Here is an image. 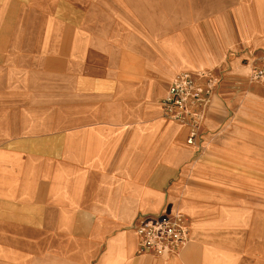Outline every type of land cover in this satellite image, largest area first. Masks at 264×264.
Wrapping results in <instances>:
<instances>
[{
    "label": "crops",
    "instance_id": "1",
    "mask_svg": "<svg viewBox=\"0 0 264 264\" xmlns=\"http://www.w3.org/2000/svg\"><path fill=\"white\" fill-rule=\"evenodd\" d=\"M264 0H0V264H264ZM214 79L196 142L162 115ZM190 241L138 254L136 224Z\"/></svg>",
    "mask_w": 264,
    "mask_h": 264
},
{
    "label": "built area",
    "instance_id": "2",
    "mask_svg": "<svg viewBox=\"0 0 264 264\" xmlns=\"http://www.w3.org/2000/svg\"><path fill=\"white\" fill-rule=\"evenodd\" d=\"M200 76L207 79L206 87L198 84L191 73L178 74L160 102L162 115L166 119L190 126V145L196 142L198 129L205 118L213 89L214 79L209 80V77L213 76L209 73H202ZM251 79L264 84V59L260 66L252 70ZM189 222L182 213L143 217L136 228L138 254L160 258L177 254L190 241Z\"/></svg>",
    "mask_w": 264,
    "mask_h": 264
},
{
    "label": "rangeland",
    "instance_id": "3",
    "mask_svg": "<svg viewBox=\"0 0 264 264\" xmlns=\"http://www.w3.org/2000/svg\"><path fill=\"white\" fill-rule=\"evenodd\" d=\"M205 73V72H204ZM177 214V213H176ZM169 215H173V214H169ZM149 216H152V215H149ZM154 216H159V215H154ZM136 228H137V224H136V226H135V231H136ZM136 234H137V232H136ZM137 237H138V235H137Z\"/></svg>",
    "mask_w": 264,
    "mask_h": 264
}]
</instances>
